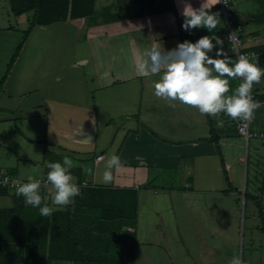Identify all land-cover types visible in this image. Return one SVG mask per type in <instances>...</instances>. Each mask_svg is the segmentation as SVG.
Here are the masks:
<instances>
[{"label":"crops","instance_id":"0c3cea01","mask_svg":"<svg viewBox=\"0 0 264 264\" xmlns=\"http://www.w3.org/2000/svg\"><path fill=\"white\" fill-rule=\"evenodd\" d=\"M188 2L193 8L201 4V0ZM231 5L234 21L243 26L241 50L255 52L259 58L253 63L264 68V27L253 21L260 1L232 0ZM172 6L165 0H136V6L129 3L126 14L117 21L110 20V13L102 9L93 20L33 28L0 91V173L22 181L29 174L36 175L41 179V195L53 211L71 207L75 198L63 207L52 205L48 198L46 165L62 163L65 157L72 160L70 173L78 186L135 189L138 204L140 187L156 194L163 189L161 177L172 178L177 173L182 186L172 189L192 194L231 192L226 189V176L232 181L230 169L241 165L230 157L240 153L234 146L239 148L243 141L233 121L210 118L179 102L170 107L154 95L151 81L158 77H144L137 71L145 49L155 46L170 51L181 43L182 33L208 32L201 28L185 31L183 4L172 0ZM211 12L218 13V6ZM3 16L0 80L23 39L10 23L3 26ZM219 20L212 33L224 40L223 50L234 59L224 37V23ZM218 48L210 57L216 58ZM229 87L231 94L238 87L236 79ZM252 91L263 98L257 101L261 106L251 128L264 134V77L254 83ZM218 120L223 121L222 127L217 126ZM255 142L264 143V138ZM249 147L250 142L246 156ZM113 154L120 156L124 166L114 170L112 181L106 184L102 180L104 163ZM98 156L105 160L96 161ZM237 157L242 163L241 156ZM89 168L93 170L90 177ZM19 202L16 192L0 194V209Z\"/></svg>","mask_w":264,"mask_h":264},{"label":"rangeland","instance_id":"374dc122","mask_svg":"<svg viewBox=\"0 0 264 264\" xmlns=\"http://www.w3.org/2000/svg\"><path fill=\"white\" fill-rule=\"evenodd\" d=\"M127 1L133 8L136 6V0ZM107 2L96 0V16L112 2L120 6L117 11H121V7L125 10L124 0ZM7 7L6 0H1L3 26L10 23L23 34L32 15L17 19ZM239 144L234 150L240 149V153H232L234 157L230 158L241 168L230 169L232 181L228 180L226 187L236 188V193L192 194L172 189L182 186L178 173L172 178L163 175V189L159 188L156 194L145 186L140 187L135 261L128 264H230L234 255L239 256L243 264H264V143L251 140L246 157L245 143ZM237 156L245 161L239 163ZM90 169L86 171L88 177L93 173ZM125 244L117 243L111 253L122 257Z\"/></svg>","mask_w":264,"mask_h":264},{"label":"trees","instance_id":"16d2710c","mask_svg":"<svg viewBox=\"0 0 264 264\" xmlns=\"http://www.w3.org/2000/svg\"><path fill=\"white\" fill-rule=\"evenodd\" d=\"M165 1L173 9L172 0ZM259 1L261 10L259 9L253 21L264 27V0ZM8 2L14 17L26 14L32 16L29 28L23 31V39L0 80V91L33 28L82 18L93 20L96 16V0H8ZM124 6V11L122 7L121 11H117L120 6L113 4L104 8V12L110 13V20L117 21L123 18L129 8L126 0ZM113 10L115 12H112ZM206 35L217 36L209 32L192 36L182 33L180 41L195 43ZM232 80L230 79L229 83ZM236 81L238 85L241 83L239 79ZM255 97L256 101L263 98L256 94ZM226 180L228 181L227 176ZM80 181L82 182L81 179ZM8 192L6 189H0V194ZM138 206V191L135 189L93 186L82 188L71 207L53 211L51 216L42 217L38 208L26 206L23 196H20V202L16 206L0 209V264L134 263ZM127 227H133L135 230L130 233ZM262 233L264 234V228ZM106 234L114 236L108 238ZM119 242L126 243L124 255L120 258L111 253Z\"/></svg>","mask_w":264,"mask_h":264},{"label":"clouds","instance_id":"9594fccd","mask_svg":"<svg viewBox=\"0 0 264 264\" xmlns=\"http://www.w3.org/2000/svg\"><path fill=\"white\" fill-rule=\"evenodd\" d=\"M183 4L182 15L185 31L201 28L212 33L220 23L219 13L211 9L217 5V0H201L199 8H193L188 0H180ZM230 46L235 45V34L227 37ZM215 41V43H213ZM224 40L216 35H206L195 43L184 41L170 51H161L153 46L145 49L137 64V71L144 77L157 76L151 81L154 95L175 108L176 102L197 109L201 114L218 117L221 113L232 120L251 121L255 111L261 106L252 96L254 83H259L264 77V68L253 63L247 56L229 57L223 50ZM215 57H210L214 49ZM255 55V54H253ZM227 77V78H225ZM240 79L241 83L230 92L229 80ZM217 126L222 127L223 121L218 120ZM104 161L105 157H98ZM120 156L111 155L104 163L102 180L109 183L113 179V171L123 167ZM46 181L47 192L52 205L63 207L69 205L73 198L80 194V189L70 173L73 167L68 157L63 162H50ZM91 172V169L89 170ZM5 182H7L5 180ZM16 195L23 196L26 206L39 209L42 217L51 216L53 207L45 202L41 195V179L34 174L26 177V182L20 179L13 181ZM230 264H243L241 258L234 255Z\"/></svg>","mask_w":264,"mask_h":264},{"label":"built area","instance_id":"2783aa9c","mask_svg":"<svg viewBox=\"0 0 264 264\" xmlns=\"http://www.w3.org/2000/svg\"><path fill=\"white\" fill-rule=\"evenodd\" d=\"M231 4H232V0H217L219 17L221 18V20L224 23V37L227 40L228 36H230L232 33L235 34V45H234V47L230 46L229 41L227 40L229 47H230V50L235 55V57L247 56L251 62L257 61L259 56L255 52L242 51L241 50V43H242L241 42V34L243 31V26L234 21L233 9H232ZM253 54H255V55H253ZM251 94L253 96V99L256 101L255 93L252 91ZM209 117L210 118H217V117H212V116H209ZM218 117L228 118L231 121H233V123L235 125V129H236V133L244 141L246 149H247L249 142L251 140L264 138L263 133H259V132L252 130L251 124H252L253 120H251V121L232 120L230 117L224 115L223 113H221ZM98 157H101V156H98ZM98 157L96 158V161H100V160H98ZM245 157H246V154H245ZM239 160H240V162L245 161V159L243 157H240ZM17 179H19V178L0 173V189H6L9 192H16L17 185H15L13 183V181H15ZM5 180L7 182H5ZM23 182H26V181H23ZM78 187L81 190L82 188L87 187V184L82 183ZM128 231L132 232L133 230L131 228H128Z\"/></svg>","mask_w":264,"mask_h":264}]
</instances>
